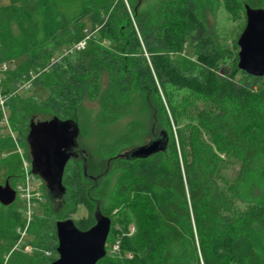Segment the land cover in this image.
<instances>
[{
    "label": "trees",
    "instance_id": "16d2710c",
    "mask_svg": "<svg viewBox=\"0 0 264 264\" xmlns=\"http://www.w3.org/2000/svg\"><path fill=\"white\" fill-rule=\"evenodd\" d=\"M224 1L234 16L245 4L264 9V0ZM88 34L90 43L107 45L85 53L89 44L56 61ZM237 41L233 54L221 48L195 0H10L0 11V61L24 58L6 74L8 87L25 74L39 73L35 82L47 77V99L37 105L63 120L74 117L107 160L94 174L83 149L86 174L83 165V176L69 178L66 167L62 208L70 204L73 215L79 206L101 201L106 208H95L110 217L122 206L138 228L123 239V249L134 254L126 264H264V78L238 69ZM188 45L195 60L186 66L175 56ZM226 59L234 60V69L222 74L219 64ZM103 69L110 74L105 88ZM89 91L97 107L85 105ZM21 98H12L9 107L23 142L24 125L13 120ZM31 105L19 111L26 114ZM144 137L146 143L131 145ZM159 137L166 141L163 151L122 157ZM13 149L14 140L0 134L1 155ZM15 212L12 242L23 222L22 211ZM94 213L75 221L77 227L94 226ZM39 237L32 244L57 253V235ZM52 260L40 254L27 264Z\"/></svg>",
    "mask_w": 264,
    "mask_h": 264
},
{
    "label": "rangeland",
    "instance_id": "374dc122",
    "mask_svg": "<svg viewBox=\"0 0 264 264\" xmlns=\"http://www.w3.org/2000/svg\"><path fill=\"white\" fill-rule=\"evenodd\" d=\"M195 1L199 8V15L201 20L203 21L206 28L209 30L210 34L213 36L217 44L221 48H224L225 50H229L231 54H233L235 52L233 48L234 42L239 39L240 35L242 34L246 26L245 10H241L239 13L236 12L234 16V15H230L226 10L224 0H195ZM9 4H10V0H0V11L3 7L8 6ZM13 28L16 34H18L19 32L18 26L14 25ZM90 41H89L90 49L87 50L85 53L91 51L92 49H95L96 46L107 45V42L98 41V43H90ZM109 49L113 50L114 47L110 46ZM238 51H240L239 47H238ZM175 59L183 62L185 65L187 63H188L187 65H189V63H193V61L195 60V51L193 48H191L190 45H188L185 50V53L176 55ZM23 60L24 58H18L13 62L0 61V67L2 64L3 65L7 64L9 68L8 72L3 73V76H5L4 82L6 80V74L15 71L18 65L23 63ZM233 61H234L233 59L232 60L226 59L220 62L219 67L221 68L222 74H224V72H230L234 69ZM101 75H102L101 85L102 88H105L106 84L108 83L110 74L107 70L103 69ZM46 79L47 77H44L42 79V82L40 81L35 82L29 90L22 91L18 94V96L22 97L23 99L21 98L22 100L21 99L17 100L16 102L17 110L13 116L14 123L17 127L24 125V127H21V130L25 135V140L23 142H20V147L22 152L24 153L26 160L30 163V166H31L30 148L28 142L26 141V138L30 130L29 127L31 121L33 120L35 122L47 121L55 117L51 111L47 110L46 108L44 109L42 105L41 106L37 105L38 102H44L47 99L48 92L45 87ZM13 85L14 83L12 84V87ZM41 85H43L44 87ZM5 89L7 92L11 91V89L7 85V82H5ZM152 99L154 100V102L156 101L154 98ZM28 102H31L32 105L28 109V111L25 112L26 114H24V111L23 113L20 112L19 111L20 108H23L25 103ZM84 103L86 106H90V107L98 106V100L95 98V94L92 91H89L87 93V95L85 96ZM10 111L11 109L9 107V113ZM24 116H26V120L23 119ZM69 118L75 119L74 117H69ZM6 130L7 129L4 128V125L2 124L0 118V134L4 138L8 136L5 133ZM148 139L149 138L144 137L139 141L133 142L131 145L136 146V145L144 144L148 141ZM78 141L80 145V150L84 149L87 151V157L89 159L90 169L93 171V173L99 174L103 170H105L107 160L105 161L99 158V154L96 148L97 143L96 140L92 137V134L82 132ZM12 154L13 155L18 154L17 149L8 151V153H5L3 155H1L0 153V185H4L7 180H11L12 183H16V182H20L22 179L18 177L21 176L20 171H21L22 159L20 157L18 158V156H16V158L14 159H8L12 156ZM83 165H84V161L82 159L70 162L67 176L69 178H73V175H75L76 172H79L82 175ZM85 182L86 184L89 185L93 184L92 180L85 179ZM34 185L39 189H42L44 187L43 181L39 177H36ZM98 204H100L102 209L106 208L105 203L98 201L93 204V207L86 205L79 206L77 208L76 213L73 215L70 214L72 208L70 204H66L63 208L55 207L51 202L50 204L47 202L45 204H42L41 208L37 212L35 218L36 223L34 222L35 229H33L32 236L30 237V239L34 240L35 242H39L40 240L39 236L42 235V232H46L51 237L57 235V226H56L57 222L64 221L67 219H73L74 221H80L86 219L89 216H91V214L93 215V213L96 211L95 207ZM25 205L26 202H24V200H22L19 197L16 200V202H14L11 206H4L0 204V264H5L7 254L9 253L13 245L12 238H13V229L15 225V220L13 219V215L16 213L15 211L17 209L21 210V208L23 209ZM121 208L122 206L117 208L110 214V218L112 219V229H111L112 235L110 233L108 237L106 244L107 255L104 258L106 260L109 259V261L111 262L109 264H126L127 260H132L134 258V254L132 252L123 249V239L126 236H132L138 230V228L135 222L131 218H130L131 221H127L126 215H128L129 217L130 215L128 214L127 211H124V209L121 210ZM44 228H46L45 231ZM125 228H127L126 229L127 231L125 230ZM44 251L48 253V254H44V256L46 258L53 259L52 262L57 260L59 257L54 250L53 251L44 250ZM39 255L40 254L38 252L34 253L31 256L14 254L9 257L7 264H27L28 263L27 259L36 261L39 259ZM19 256H25L26 261L22 260V258ZM52 262H48V264H51ZM32 264H37V262H34Z\"/></svg>",
    "mask_w": 264,
    "mask_h": 264
},
{
    "label": "water",
    "instance_id": "95a60500",
    "mask_svg": "<svg viewBox=\"0 0 264 264\" xmlns=\"http://www.w3.org/2000/svg\"><path fill=\"white\" fill-rule=\"evenodd\" d=\"M246 26L240 35L238 68L250 76L264 78V9L245 4ZM80 125L72 119L54 117L30 124L28 144L32 158V173L46 183L49 199L55 206H63L67 188L63 184L69 161L79 157ZM164 137L136 147L122 155L127 159H143L165 149ZM82 154H86L84 150ZM85 174L87 159L84 161ZM16 191L7 180L0 185V204L11 206ZM95 225L80 230L73 219L57 222L58 259L51 264H98L107 255L106 244L112 228V219L98 207L94 213Z\"/></svg>",
    "mask_w": 264,
    "mask_h": 264
},
{
    "label": "built area",
    "instance_id": "2783aa9c",
    "mask_svg": "<svg viewBox=\"0 0 264 264\" xmlns=\"http://www.w3.org/2000/svg\"><path fill=\"white\" fill-rule=\"evenodd\" d=\"M90 40L91 35H86L83 40L64 49L61 55L57 57L58 59L56 61L70 56L74 53L85 51ZM8 71L9 68L7 64H2L0 67V118L2 124L4 125V128L7 129L5 133L14 140L17 153L22 159L20 171L22 179L12 188L16 191V200L19 197L24 200V202H26V205L23 209L21 208V211L23 213V222L15 229L16 239L13 242L12 248L7 254L5 264H7L9 257L14 254H22L25 256H31L37 252L39 254H48L47 252L41 250L38 246L32 244L33 240L30 239V237L32 236L31 230L35 222L37 212L41 208V205L46 203V200L44 198V190L35 187L34 182L36 180V177L32 173V165L30 166V163L26 160L24 153L22 152L20 147L19 138L18 136H16V132L13 130L11 122L9 120V101L12 98L18 96L20 92L29 90L40 74L30 73L23 75L21 79L14 83L11 91L7 92L4 82L5 76H3V73Z\"/></svg>",
    "mask_w": 264,
    "mask_h": 264
},
{
    "label": "flooded vegetation",
    "instance_id": "af4514ba",
    "mask_svg": "<svg viewBox=\"0 0 264 264\" xmlns=\"http://www.w3.org/2000/svg\"><path fill=\"white\" fill-rule=\"evenodd\" d=\"M29 129H30V127H29ZM30 131V130H29ZM29 134V133H28ZM27 138H28V135H27ZM27 138H26V141L28 142V140H27ZM29 145V144H28ZM29 148H30V146H29ZM76 151H78V153H79V157L78 158H75V157H73L70 161H69V163L67 164V166L70 164V162H72V161H75V160H79V159H82L83 161H85V159H86V157H85V155L86 154H82V150H80V147L76 150ZM31 156V155H30ZM31 162H32V158H31ZM64 176H65V173H64ZM35 177H38V176H36L35 175ZM42 180V179H41ZM43 181V180H42ZM63 184H64V178H63ZM43 185H44V187L42 188L43 190H44V194H45V196H44V198H45V200H46V202L49 200L48 198H49V196H48V192H47V188H46V183L43 181ZM48 196V197H47ZM55 206V205H54ZM55 207H58V208H62V207H60V206H55Z\"/></svg>",
    "mask_w": 264,
    "mask_h": 264
}]
</instances>
